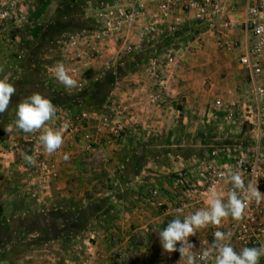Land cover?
I'll use <instances>...</instances> for the list:
<instances>
[{
	"label": "rangeland",
	"instance_id": "374dc122",
	"mask_svg": "<svg viewBox=\"0 0 264 264\" xmlns=\"http://www.w3.org/2000/svg\"><path fill=\"white\" fill-rule=\"evenodd\" d=\"M89 1L92 0L50 1L46 6L50 8L45 9L43 14L45 25L38 24L41 32L31 39L34 50L31 65L26 64L28 55L23 56V52L16 51L14 43L10 42L15 37L13 29L0 27L5 30L3 34L11 36L1 45L5 49L8 47L11 53L7 57L9 60H3L6 53L0 59V79L7 78L16 87L8 110L0 114V264H90L95 232L82 226H87L92 210L98 204L95 201L75 203L61 194V190L72 185L70 180H64L65 175L61 177L63 168L70 169L65 165L72 163L73 156L90 158V161H81L76 169L89 177L93 175L94 167L101 168L102 176L108 175L106 153H116L118 163H113L111 172L119 176L125 169L119 162L120 148L116 147L123 144H140L139 156L142 160L149 158L163 164L168 160L169 150H174V147L188 153L193 148L191 145L201 142L205 148L201 150L203 153L205 150L227 148L239 150L244 146H253L258 139L264 144V131L259 134L253 130V125L243 119L246 106L256 102L247 71L241 67L223 72L216 64H208L212 60H232L237 65V52H221L214 38L201 31L188 37H166L170 39L166 47H162L164 50L151 48L166 38L144 42L141 51L139 49L131 54L124 50L122 57L120 55L122 59L117 57V62L112 58L107 64L105 58L101 72L85 71L82 68L84 63L71 61L66 53V44L70 36L80 33L72 32L76 30L75 25L82 23L84 8ZM49 18L51 21L48 24ZM191 45L204 54L196 53L192 50L196 48ZM141 52L149 58L141 61L136 58ZM58 62H62L67 69L73 66L79 68L85 80L81 88L66 89L58 82L54 75ZM136 62L132 68L129 67ZM121 66L128 68L122 70L121 74H125L117 76L119 79L108 91L104 82L106 70L113 69L117 75V68ZM87 72H91V76ZM89 78L92 84L87 80ZM168 78V83H162ZM199 81L206 83L200 85ZM261 81L264 85V78ZM139 85H146L145 92L141 94L149 101L151 109L162 110L165 107L164 110L170 108L171 111H179V114L191 110L195 112L187 117L190 131L184 129L180 117L174 133L141 134L135 126L125 125L126 109L122 104L127 100L126 94L132 96L140 89ZM85 90L88 91L82 96V103L66 101L65 96ZM33 92L42 93L57 108L56 118L47 126L62 130L64 143L52 154L35 151L40 133H25L15 127L17 104ZM185 95H189V99ZM217 99L224 101L223 109L216 108ZM71 106L73 108H69ZM229 110L236 114V125L224 119ZM65 123L68 125L66 129L63 128ZM9 125H12L10 132L7 131ZM184 134L190 137L187 144H182ZM173 141L177 144H172ZM210 144L213 146L209 149ZM89 145L91 150L87 151ZM68 148L79 153L67 156ZM25 154L36 158L35 165L27 164L23 159ZM62 156H67V159ZM132 167L135 169L136 165ZM103 198L101 203L106 201V197ZM56 211L58 214H55Z\"/></svg>",
	"mask_w": 264,
	"mask_h": 264
},
{
	"label": "crops",
	"instance_id": "0c3cea01",
	"mask_svg": "<svg viewBox=\"0 0 264 264\" xmlns=\"http://www.w3.org/2000/svg\"><path fill=\"white\" fill-rule=\"evenodd\" d=\"M50 1L51 0H34L29 9L27 20L20 24L9 26L14 31L12 35H15L10 42L14 43L16 51L23 52V56L28 55L26 57L27 65L32 64L30 60L34 57L31 39L39 36V31L41 32V30L38 24H44L45 19H43V14H45V9L50 8L46 7L49 6ZM87 7L88 4L86 8H84L85 15L82 23L80 25H78L79 23L77 24L80 33L88 31L87 28L90 23L92 28L94 25L93 18L91 17L93 11L91 12ZM49 21H51L50 18L47 21L48 24ZM86 22L87 24L83 25ZM138 29L139 27H136L128 31L126 36L131 44L134 43L136 45L137 49L139 47L142 49L144 42L140 40L137 34ZM0 31V59L3 58L4 53H6L3 60H9L7 57L11 53L10 49L8 47L5 49V47H1V45L3 41H7L6 39L11 36L9 34H3L2 32L5 30L0 29ZM191 47L196 48L194 45H191ZM123 48L124 45L122 42L111 43L108 51L109 55H105L103 59H96L84 63L82 65L83 70L103 71L102 61L105 58H108V61H111L112 58L117 59V57L120 59L122 57ZM141 49L139 51H141ZM3 50H5V52H3ZM192 50L196 51V53L204 54V52H201L197 48H192ZM119 59L115 62L119 61ZM212 61L213 62H208V64H216L220 70H224L223 72H226L225 70L235 71L242 67L237 58V65H235L232 60ZM242 69L244 68L242 67ZM169 81L170 79L168 78L167 81H162V83H168ZM198 83L203 85L206 82L199 81ZM139 86L140 89L132 94V96L130 93L126 94L127 100L125 104H122V106L124 105V109H126L125 125L135 126L141 134H153L157 132L167 133V131L174 133L176 132L177 119L180 117L184 129L190 131L187 125V117L195 114V112L191 110L179 114V111L174 112L169 110L170 108L164 110L165 107H162V110L158 108L151 109L149 101L141 94L145 92L146 85ZM185 97L189 99L190 96L185 95ZM189 138L190 137L185 135L182 139V144H187ZM200 143L191 145L193 148L188 152L189 154L177 148L175 149V147L172 148L174 150H169L168 160L164 164L149 158L147 160H142L139 156L142 149L140 144L120 145V147L116 148H120L119 162L123 165L125 170L123 173H120L119 176L111 172L113 163H118V154L116 153H106V163L108 162V165L105 164L106 167H104L108 169V175L104 174L103 176L100 167H94V173L89 177L83 173H79L76 170L77 166L80 165L81 161H90V158H79L78 156L71 157V159L73 158L72 163L65 165V167H70V169L63 168L61 179L63 175H65L64 180H70L69 182L72 183V185L69 187L70 190H61V194L68 197L67 200L71 201L72 199L75 203L84 204L89 201H95V203L98 204V207L92 210V216L87 226H82L95 232L94 237H96V240L92 243L94 251H92V256L89 260L90 264H178L180 260L179 252H165L161 246L158 233L160 230L166 228L168 222L176 215L175 210L178 205L176 198L180 195L181 190L173 185L172 179L181 171L186 172L193 185L199 182L203 183L204 181L202 173L205 169L203 168L202 160H207L209 154L213 150L208 152L205 150L202 153L201 150H203L204 145ZM172 144L177 143L173 141ZM212 146L213 145L210 144L209 149ZM261 146L264 150V144H261ZM68 150L69 152L66 153L67 156L68 154L76 155L79 153L69 148ZM62 158L65 159L63 156ZM98 158L102 161L99 156ZM134 164L136 165L135 169L132 167ZM91 176L93 177L90 178ZM225 187L226 183H223L218 189L217 195L226 201L227 198L224 195ZM156 188L160 189V196L154 195ZM173 192L176 193V198H174ZM103 197H106V201L101 203V200L104 199ZM197 198L198 200L204 199L201 195L197 196ZM208 201L209 199L204 200L203 203L193 204L183 209V215L187 216L199 209L206 208L208 206ZM232 221L233 218L229 216L223 219L219 226L209 225L206 228L198 230L195 236H190L189 241L195 245L194 251L198 253L203 249L209 248L214 240V232L217 230L224 232ZM118 245H120L121 248L120 262L111 255ZM179 246L180 245L177 244V248ZM233 248L239 253L244 247L234 244ZM179 264H185V262L180 261ZM259 264H264V257H261Z\"/></svg>",
	"mask_w": 264,
	"mask_h": 264
},
{
	"label": "built area",
	"instance_id": "2783aa9c",
	"mask_svg": "<svg viewBox=\"0 0 264 264\" xmlns=\"http://www.w3.org/2000/svg\"><path fill=\"white\" fill-rule=\"evenodd\" d=\"M33 1L0 0V27L26 21ZM87 8L93 11L94 25L88 31L70 36L66 53L71 61L87 63L103 59L109 55L110 45L114 42H122L123 51L129 54L137 51L140 47L137 49L126 36L136 27H139L137 34L142 42L157 41L185 27H194L214 38L221 52H237L239 64L251 78L256 101L255 105L246 106L243 119L259 134L264 131V85L261 81L264 78V0H92ZM68 71L81 88L85 80L79 68L69 67ZM215 106L223 109L224 101L217 99ZM224 119L229 124L238 121L231 110L226 111ZM88 150H91L90 145ZM202 165L205 169L203 183L191 184L186 172H179L172 179L173 185L181 190L177 198L173 192L178 201L176 209L203 203L210 199L213 191L217 193L223 183H226L224 195L227 198L232 188L229 175L236 171L241 173L246 184L257 183L264 193V150L260 139L253 146L239 150H213L207 160H202ZM154 195L160 196L159 188L155 189ZM199 195L204 199L198 200ZM224 232L233 234L232 246L259 247L264 244V201L259 206L252 202L243 218L233 219ZM111 255L121 261L120 245Z\"/></svg>",
	"mask_w": 264,
	"mask_h": 264
},
{
	"label": "clouds",
	"instance_id": "9594fccd",
	"mask_svg": "<svg viewBox=\"0 0 264 264\" xmlns=\"http://www.w3.org/2000/svg\"><path fill=\"white\" fill-rule=\"evenodd\" d=\"M2 71V69H0ZM55 78L66 89L78 86L68 69L62 62H58L54 68ZM16 94V87L9 83L7 78L0 79V114L5 113ZM15 127L25 133H40L35 151L43 150L46 154H52L60 149L64 143L63 131L54 130L47 126L57 116V108L52 100L40 92H33L17 104ZM68 127L67 123L63 128ZM12 130L9 125L7 131ZM67 159V156H65ZM23 159L29 165H35L36 158L25 154ZM232 184L227 193V199L221 198L215 191L211 193L206 208L184 216L183 208H177L175 217L168 222L163 230L159 231L160 243L167 253L179 252L180 261L185 264H259L264 257V244L259 247H244L238 253L230 243L231 232H214V240L209 248L197 253L195 245L189 241L190 236H195L197 231L203 228L219 226L223 219L229 216L234 220L243 218L246 208L255 202L257 206L264 201V193L257 187V183H245L239 171L229 175ZM177 244L180 246L177 248ZM178 262V264H179Z\"/></svg>",
	"mask_w": 264,
	"mask_h": 264
},
{
	"label": "trees",
	"instance_id": "16d2710c",
	"mask_svg": "<svg viewBox=\"0 0 264 264\" xmlns=\"http://www.w3.org/2000/svg\"><path fill=\"white\" fill-rule=\"evenodd\" d=\"M86 24H87V22L85 24H83V25H86ZM75 27L77 29L76 30H73L72 33L79 32V30H78L79 26L76 25ZM91 28H92V25L90 23L89 24V27L87 28V30H89ZM195 31L196 30H195L194 27H189L188 26V27L183 28L182 30H180L179 32H177L176 34H174L173 36L172 35H168V36H171L170 38L181 37V36L188 37L191 33L195 32ZM197 32H199V31L197 30ZM168 36H166V37H168ZM166 37H164V38H166ZM170 38H166L165 40H163V42H160V44L156 45L154 48H151V49H155L156 51H158L162 47H166V45L169 42V39ZM164 43H166V44L164 45ZM164 49L165 48H162V50H164ZM144 51H147V50H144ZM148 51H150V50H148ZM136 58H140V61H141L143 59H148L149 57L144 52H141V54L140 55H137ZM135 64H137V62L136 63H133V64H130L129 67L132 68V66L135 65ZM125 67L128 68V66H121V68H117V75L115 74L116 72L113 69H111V68H110L111 70H109V71L106 70L104 82L107 83L106 85L108 86L107 87L108 88V91L111 89L112 86L114 87V85L116 84L117 79H119L117 76L121 77V76H123L125 74V72H124V74H121L122 73V70L123 71L125 70ZM87 73H88L89 76H91V72H87ZM90 79L91 78H89L87 80H90ZM90 82H91V80H90ZM91 84H92V82H91ZM96 85H98V83H96ZM90 86H94V85H90ZM87 91L88 90H85L84 92L77 91L74 94H71L69 96H65L66 97L65 99H66V101H68L70 103H73L74 101H78V102L82 103V101H81L82 99L81 98H82V96L87 95ZM74 107H76V105H74ZM69 108H73V106H71ZM55 214H58L57 211H56Z\"/></svg>",
	"mask_w": 264,
	"mask_h": 264
}]
</instances>
